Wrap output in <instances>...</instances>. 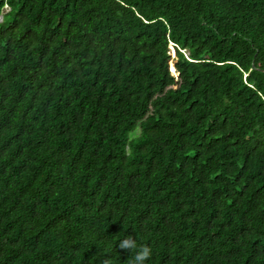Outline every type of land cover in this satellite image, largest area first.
Returning a JSON list of instances; mask_svg holds the SVG:
<instances>
[{
    "label": "trees",
    "instance_id": "1",
    "mask_svg": "<svg viewBox=\"0 0 264 264\" xmlns=\"http://www.w3.org/2000/svg\"><path fill=\"white\" fill-rule=\"evenodd\" d=\"M126 236L264 264V0H0V264Z\"/></svg>",
    "mask_w": 264,
    "mask_h": 264
},
{
    "label": "clouds",
    "instance_id": "2",
    "mask_svg": "<svg viewBox=\"0 0 264 264\" xmlns=\"http://www.w3.org/2000/svg\"><path fill=\"white\" fill-rule=\"evenodd\" d=\"M119 248L134 253L128 259L127 264H145L151 257V249L147 245H137L136 239L126 236L119 242ZM103 264H112L111 259H105Z\"/></svg>",
    "mask_w": 264,
    "mask_h": 264
},
{
    "label": "rangeland",
    "instance_id": "3",
    "mask_svg": "<svg viewBox=\"0 0 264 264\" xmlns=\"http://www.w3.org/2000/svg\"><path fill=\"white\" fill-rule=\"evenodd\" d=\"M5 11H8V8H6Z\"/></svg>",
    "mask_w": 264,
    "mask_h": 264
}]
</instances>
